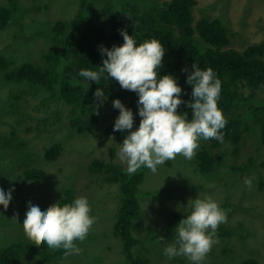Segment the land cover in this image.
Listing matches in <instances>:
<instances>
[{
    "label": "rangeland",
    "instance_id": "374dc122",
    "mask_svg": "<svg viewBox=\"0 0 264 264\" xmlns=\"http://www.w3.org/2000/svg\"><path fill=\"white\" fill-rule=\"evenodd\" d=\"M117 1L95 0L91 11L102 16L101 9L110 4L115 10ZM197 1L193 9L196 19L217 17L229 27L230 40L226 48L242 50L249 44L264 41L263 0ZM20 3L19 17L0 28V57L11 62L5 70L10 72L25 61L42 63L43 54L54 50L52 28L55 21L70 20L81 0H20ZM2 4H6V0H0ZM123 4L130 6L137 2L126 0ZM263 102L264 93L258 92L251 104ZM122 103L126 107L127 101ZM70 112L71 106L55 96L53 90L26 81H7L0 73V139L8 143L0 145V188L7 192L14 188L11 210H16L24 220L29 202L46 210L57 203L63 187L72 184L76 196L87 198L90 215L96 218L86 239L75 242L80 248L78 255L67 258L63 255L48 263L38 259L23 263L130 264L121 241L112 231L120 198L118 185L105 181L101 174L89 169L93 159H107L111 148L115 149L114 160L127 167L117 156L123 141L104 133L105 126L119 116V109L100 104L99 120L91 130L83 133L68 126ZM250 123L254 132L243 134L238 153H234L229 143L216 149L220 156L215 170L208 174L197 170L194 158L188 160L183 156L171 160V165L158 166L155 174L143 166L138 169L145 174L138 192L141 212L134 230L142 240L135 249L142 264H192L184 256L169 259L163 254L174 242L176 232L163 240L156 238L154 233L176 228L179 223L173 218V212L190 214L193 200L206 196L216 201L221 209L225 203L233 206V212L223 224L236 231L228 239H216L202 264H243L246 259L264 264V143L260 140L259 124ZM55 142L62 143V152L57 159L47 160L45 150ZM207 143L209 140L201 139L198 149ZM249 157L253 158L249 171L241 174L231 169L232 164ZM26 167L44 169V181L20 178ZM246 178L252 180L251 188L245 185Z\"/></svg>",
    "mask_w": 264,
    "mask_h": 264
},
{
    "label": "trees",
    "instance_id": "16d2710c",
    "mask_svg": "<svg viewBox=\"0 0 264 264\" xmlns=\"http://www.w3.org/2000/svg\"><path fill=\"white\" fill-rule=\"evenodd\" d=\"M125 1L118 0L115 10L111 9L110 4L106 5L101 9L103 14L100 16L91 11L95 0H81L78 11L70 20L55 21L52 28L54 50L43 54L41 64L25 61L10 72L5 70L11 62L0 57L2 77L7 81H26L53 90L55 96L71 106L68 126L80 133L91 130L100 118V104L93 95L97 88L105 92L107 99L104 103L107 105H113L116 99L127 101L126 108L134 114L133 127L138 128L141 117L138 115L137 93L122 89L113 78L107 79L106 73L97 84L94 81L87 82L78 75L82 69L98 71L103 66V59L107 58L106 54L102 56L99 47L102 45L111 49L114 45H122L124 40L120 30H124L133 36L136 46L152 39L161 41L165 55L163 67L158 70V74L160 77L172 75L176 79L182 88L181 99L186 102L177 111L181 115L187 113L189 120L192 110L187 107V102L192 101V86L186 79L193 71L192 65L195 63L201 70L211 68L221 81L217 104L227 120L226 127L221 130L224 142L209 139V143L198 149L194 162L201 174L215 170L220 156L216 149L225 143L231 144L234 153H238L243 134L254 132L251 121L259 124L260 140L264 143V102L260 105L251 104L255 93H264V41L249 44L242 50L226 48L230 40L229 27L217 17L202 16L196 19L193 9L197 0H135L137 4L130 6L124 5ZM20 10V0H6V4L0 5V28L14 22ZM241 107L242 111H239ZM115 120L105 126L104 133L123 141L128 132H114ZM0 145L6 146L8 143L0 139ZM62 149L61 142L51 144L45 150V158L50 161L57 159ZM114 158L115 149L111 148L107 159H93L89 169L101 174L105 181L118 185L120 198L112 231L121 241L124 255L130 264H142L135 251L142 240L135 235L134 230L136 218L141 212L138 192L145 174L143 170H137L135 174L129 175L127 167ZM165 164L171 165L172 162L169 160ZM252 164L253 158L249 157L241 163L232 164L231 169L244 174L252 168ZM45 176L46 172L42 168L26 167L20 178L42 182ZM75 198H78L75 188L68 184L63 187L57 202L63 206L72 203ZM10 205L6 211L0 205V264H25L24 260L31 259L48 263L64 255L65 250L62 248L54 250L46 244L34 245L21 227L23 216L16 210L12 211ZM222 209L227 215L233 212L230 203L223 204ZM187 215L173 212V218L178 223ZM235 231L236 228L221 224L215 239H228ZM173 233L175 228L169 227L165 233L160 230L154 235L163 240L170 238ZM243 264H257V261L246 259Z\"/></svg>",
    "mask_w": 264,
    "mask_h": 264
},
{
    "label": "clouds",
    "instance_id": "9594fccd",
    "mask_svg": "<svg viewBox=\"0 0 264 264\" xmlns=\"http://www.w3.org/2000/svg\"><path fill=\"white\" fill-rule=\"evenodd\" d=\"M120 34L124 40L122 45H114L111 49L99 47L102 56L106 54L107 58L103 59V66L98 71L82 69L78 75L97 84L106 73V78H113L122 89L137 93L141 120L136 130H132V110L119 99L113 101V107L119 109L113 131L128 132L117 152L119 160L127 165V173L135 174L143 166L155 174L158 166L175 160L177 156L191 160L201 139L223 143L221 130L226 127L227 120L217 104L221 81L216 78V73L211 68L201 70L195 63L192 65L193 71L186 79L192 86V101L187 102V107L192 110L189 120L187 113L181 115L177 111L186 102L181 99L182 88L176 79L172 75L160 77L158 74L165 55L161 41L152 39L136 46L135 39L127 31L120 30ZM93 95L100 104L107 99L101 88H97ZM244 183L251 188V179L246 178ZM13 191L14 188L8 192L0 188V205L5 211ZM192 209L176 226V238L163 254L169 259L184 256L192 264H202L217 242L219 225L226 223L228 217L210 196L194 199ZM90 213V204L83 196L63 206L57 202L43 211L29 202L22 226L34 245L46 244L54 250L62 248L67 258L80 253L75 241L83 242L94 225L96 218Z\"/></svg>",
    "mask_w": 264,
    "mask_h": 264
}]
</instances>
